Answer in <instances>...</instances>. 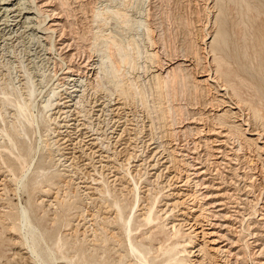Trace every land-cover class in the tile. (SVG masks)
Returning <instances> with one entry per match:
<instances>
[{
	"label": "bare ground",
	"instance_id": "1",
	"mask_svg": "<svg viewBox=\"0 0 264 264\" xmlns=\"http://www.w3.org/2000/svg\"><path fill=\"white\" fill-rule=\"evenodd\" d=\"M37 1L38 0H0V47L2 48V50L9 48L7 44L10 42V40L13 41L15 37H16L15 40L22 37L23 31L19 32L21 31L19 30L20 27L28 28L30 24L33 22V20L39 17L38 15L42 11V9L40 8L41 7L40 4H43V5L49 4V0H46V1L44 0L43 3L41 2L39 4ZM109 1H108L109 3L106 4L104 7H102L99 10H96L97 12L94 10L95 17L97 16L99 17L102 15V17H100L99 19L94 18V20L98 21L100 26L103 24H106L109 18L110 19L113 18L114 22L116 23H118L119 21L123 23H127L128 21L127 20V16H128L127 4L125 2L123 3L118 2L119 4L117 2L114 3L115 2L114 0H109ZM233 1L234 0H217L214 6H216L218 2L233 3ZM258 1L260 2V0ZM240 2L245 8V10L244 9L242 10L245 12L242 14V12L240 11L241 12L240 14L244 15V17L246 16V18L249 17V15L251 16L250 19L253 18L252 15L249 14L250 11L252 10L251 6L254 5L252 0H241ZM122 5L123 6L125 5V6L123 7ZM254 7H255V10L259 14H262L261 13L262 11L259 9V7L263 9L262 6L258 7L257 5H254ZM54 12L55 10H53V13ZM33 14L34 15L38 14V15L37 17H34ZM51 15L49 14L50 17ZM56 15L57 14H55L54 16ZM46 17L47 16H45L44 18ZM261 18L263 19V17ZM216 20L215 22H217ZM239 20H244V19L239 18ZM40 21H42V19ZM60 21L61 20H54V21L52 20L51 22L49 21L50 25H48L49 26L48 28L51 29V31L56 30L58 26L60 27L61 25L62 21L61 22ZM243 22L245 26L249 25L245 22V20ZM262 22H264V20ZM239 24H240V21H239ZM18 25H20V27L15 29V27H17ZM40 25L41 23H39L37 27L42 28ZM31 26L33 27V25ZM147 29H149V27H147ZM151 30L155 31L154 29H151ZM262 30H264L263 27H262ZM223 32L217 31L215 35L213 34L214 37L210 41L211 43L210 48L207 51L202 49L203 52H206V55H201L200 52L196 51L198 49L195 46L194 48H196L195 50L196 52L195 51L185 52L182 55L167 53L168 55L161 56L162 54L160 55L159 53L160 51L156 46L153 50L151 57L149 56L151 53H148L149 54L148 56H149V59H151L152 56L156 57V60L155 61L153 60L154 62L152 60L151 61L152 63H155V66L157 67V69L155 70H157L158 72L154 73V80L156 81V83L155 82L154 83L156 84L158 88H162L163 90L166 88L167 90L170 86L175 87V85L177 84L187 86L189 84L187 82V79L188 77H191L193 81L192 85L194 87L195 92L197 93L198 91L199 93L204 92L206 93L207 96H209L208 100L206 99L203 101V103L200 102L198 104L200 105L206 104L207 111L208 109L209 111L215 110L214 112L211 113L212 117H209L210 118L209 119L208 116L203 117V114L206 111H201L202 109L199 110L201 107L200 105H198V107L200 108L198 109L197 112H189L188 113L189 116L187 115L188 117L180 116V119L178 120V122H176L174 120L175 116H173L174 115L173 107L170 106L169 113L171 117L173 118L171 120L174 121L173 122L174 124L177 123V125L175 126L176 128L173 129V134L171 133V136L173 139L172 141H174V143L177 144V146L175 145L176 147L183 149V150L184 149L189 150L192 153H196V156H193L192 154L190 155L186 152L185 153L179 152L178 154H181L183 156L187 155L188 158L191 157L192 160H195V163H199L197 165H194L190 161L186 160V162L189 165V166L187 165V167H189L188 170L201 168L202 166H204L205 162H210L211 164L215 166L216 170H221L219 169V167L220 165L222 166V163L225 162L224 159H230L228 162L230 161L234 162L235 161L234 159H239L236 154L241 150L244 151V149H245V152L244 153L242 152V153L246 160L250 162L254 159V157H256L257 161L260 162V167L258 168L256 172H258L257 176L259 175V179L261 180L258 183V185H254V187L252 188L253 192L251 193L253 195L255 206L252 212H250L249 216L247 215V217H245V215H243L240 212V210H237V209L233 210L234 213H237L238 215H241L242 217L238 218V216L235 214L234 218L232 219H234L235 222L236 221L240 222L239 231L244 230L245 226L243 224V221L250 220L249 217L262 220L263 222L262 221L261 222H262L263 227L261 228L264 229V106L260 108H255V106L252 107L253 109L255 108L253 111L254 112L253 115L250 112L253 109L250 108L251 109L250 111L249 110L245 111V108H243L242 106L243 104H245V102L243 101L244 99L242 100L241 97L238 96L239 94L238 91L234 89L235 85L232 86L233 84H231L230 81L223 80V77H222L223 74L230 72L231 68H234L235 70V66L233 65V63H234V57H237L232 54L233 52H230L231 54H227L225 53L224 48L222 49V47L226 45L225 41H222L223 42L222 44L219 42V39L223 38L224 36ZM248 37L252 38L251 34ZM109 38H110V41L108 42V47L110 50L107 54L99 53V52H102L101 51L102 48H98V49L96 48L95 50V51H98L99 53L98 67L94 65L95 61H93L92 59H89L86 61L84 59L82 61L84 64L81 67H84L85 69H89L90 74H91V71H93L92 72L93 74H94V71L99 73L98 79L96 78L98 80V84L92 87L94 88V92L90 97H87V93H86L87 83L80 81L79 76L78 77L76 75L73 77L68 76L66 81L64 82V85L66 86L63 89V91L64 90L65 91L62 92L60 96H58V98L55 99V102L50 99H52L51 97H54L53 95H55L57 91L56 92L54 91L55 92L54 94L52 91V93L49 94V97H47L42 102V106H41L42 110L38 111V113L36 114L33 111L35 108L33 106L36 105L34 104L36 103L34 102L35 101L34 95L36 92L35 84L33 83V80L29 76L30 74L27 70L24 71L23 73L24 77L22 78L23 88L25 89L23 91L21 90L22 88L20 89L21 90L20 91L18 89H15L12 86L10 87V82L1 81L0 79V117L3 119L2 124L0 123V135H1L0 141H2L3 139V141L0 142V176L3 175V178H1L0 180V185H2L0 186V189H1V192H0V242H6V241L7 242L8 241L9 242H20L21 245H24V247L27 248L26 252H29V255L27 258H24L23 255H19L18 260H23V264H32V263L33 264H128L129 262H130L129 264H186V261L191 260L190 258H187L186 256H184L185 253H183V252H188L187 251L188 248H186L185 245L184 247L182 246L183 247L182 249L179 248L180 247L179 245L181 244V240L180 241L176 240L170 245L159 243L161 245L156 246V242L159 240L160 233L166 231L165 227L164 228L162 227L160 229L157 228L159 227L158 225L160 224L162 225V222L157 220V217L160 215L159 212L157 213L154 211L155 206H156L155 203H157L156 199L158 198L154 197L155 199H153L152 202L150 201V205L148 204L149 206L145 207V210L143 212H141L138 215H135L136 210L140 209V204L142 203L140 202L141 197H138L139 192H137V190L139 186H138V181L136 180H134L135 184L133 188L137 192L136 195L134 196L136 199L133 201L134 203L130 206V210L128 211V213L126 212V208H125L126 206L118 205L117 202L119 201H116V199L102 198L104 199L103 201H101L100 203H95V206H97L96 209L95 208L90 209L88 206V207H83L80 211L77 212V215H78V218H80V221H78L76 225L73 227L74 233H73V237L71 240H68L67 238H62L61 236L60 229L65 222V217L67 216L69 217L72 214L74 215L75 202L74 200L67 201V202L66 200L65 201L60 200V197H59V193H60L59 191L61 190L60 183L66 182L65 179H60V178L55 179V175L48 176L46 175L44 171L45 170L44 162L42 161V158L39 157L40 155L42 156L43 153L41 152V148L42 146L44 147L45 145L44 143V145L40 146V144L38 143V141L40 140L39 136L41 134L40 124L41 125L43 124V126L46 128V130L44 131H48L49 135H50L49 131L51 130H52L51 132L53 133L57 132L56 133L57 139L54 136L55 142H57L55 144H58L56 147L57 149L55 151H57L58 154L60 153V155L63 156V160H64L63 165H65L64 167H66L67 170L70 167H72L70 172H73L74 174L78 175L77 178L80 179V182L86 181L89 177L90 171L89 172L86 171L84 174L78 173L79 168L81 167L84 168L83 166L85 163L92 164L93 166V164H96L95 162L101 163L104 160L107 161L110 159L111 160L116 159L117 161L119 159L118 158L119 155L122 154V152H124L125 150H127L126 147H130L133 143H134L133 149L134 147L139 146L135 144V142H137L138 139H140L139 136H141V139L138 141V143L142 142L141 146H143V150H142L143 152L145 151L147 147L149 148L148 151L152 149L155 150V156L159 154L158 156L159 159H157V162L155 164L160 162V158L162 159L164 155L163 157H160V156L167 149V147H165V145L163 144L164 140L159 141L157 138L158 136L157 137L155 136L156 133L154 134L152 132L153 129L151 130L152 133L148 131L149 133L145 132L144 135H138L137 131L136 132L132 131V130L137 129L136 128L137 124L134 123V120H136V118L134 119V117H131L132 114H133L132 116H134L135 114L134 112H132L133 110H127L128 94H129L128 91L132 88L133 89L132 94L136 96L138 95V97H140L139 94L142 95L140 98L141 105H142V102L145 103L144 96H143V93L145 91L142 93L141 90L140 91L137 90V87L139 88V86L135 88L134 83H133L135 81L131 80L130 78L128 79H130L131 82L127 81L128 82L127 83L125 81L126 83H124L123 78L125 77L120 78L119 72L121 73V70H123L122 69L123 66H128V68L130 66L133 69L137 67L136 60H137V55L140 54V50L138 46L133 47L132 43L124 44L123 41L120 38H117L114 34L113 35L109 34ZM238 38L242 39L244 37L242 38L238 37ZM150 39L152 40L151 44L153 42V44L156 45L155 39L153 37L152 38L150 37ZM247 39L245 40L247 41ZM252 39H253L252 41H254V37ZM241 42H243L244 44V41H241ZM70 44L68 43V47L70 46ZM243 44H241L242 47H243ZM253 44L254 43H252L251 45ZM247 46L248 45H246V47ZM263 47L264 46H262V48ZM135 48H137L136 51H134ZM256 49L257 50L255 52V58L257 59L258 65L263 67L264 58L260 59V57H262L261 55L264 53V48L262 50H259V48L256 47ZM241 51H239V54ZM247 54L248 52L247 50H245L243 55L247 56ZM210 56H213L212 60L208 59V57ZM239 56H242V55H239ZM247 58H245V62H247L246 61ZM251 59L252 58H250L249 60ZM249 60H248L249 63L252 62ZM241 62L244 63V61H239V63ZM244 64L243 66L245 67ZM253 64L254 66L256 65L255 63ZM152 65L153 64H151V66ZM225 65H227L228 67L224 68ZM251 66L249 67L252 68ZM239 67L241 66L239 65ZM244 67H241V68H243L244 71L246 72ZM247 67L248 66H246V68ZM258 67H257V70L261 72V70L258 69ZM254 69L256 70V68ZM261 69L263 70L264 68H261ZM79 70L80 68L75 69L74 66L71 65L68 67V70L66 72H72V74L81 75L83 71H79ZM81 70H83V68ZM250 70H247V72L249 71L250 73ZM251 71H254V70H251ZM0 74L2 75L1 71H0ZM236 74L234 76H236ZM239 75L240 74H238L237 78H239ZM234 76L232 75V77ZM240 77H243V76H240ZM249 82L254 83L252 81H249ZM258 83H259V86H262L260 85V82ZM106 84H109V86H112L113 88L109 89V87H107ZM124 84L125 85L128 84V85L126 87H123ZM241 84L242 83H240L239 85ZM241 86H244V85H241ZM262 88H264V86ZM249 91H251V89ZM157 92H159V90ZM263 92L264 91L262 90V94ZM161 93L162 92H160V95ZM76 97H78L77 100H75ZM84 102H85V105H83L82 108H80V105H82V103ZM134 103L136 104V102ZM55 104L56 106L54 107ZM145 105L147 107L149 106L147 105V102ZM86 106H89L90 108L88 109L86 108ZM225 106H228V107L225 108ZM132 107H136V106H132ZM249 107L250 106H248L247 109H249ZM51 109H55L53 113H55L56 115H54V117H53V113L49 114V111ZM44 110H46V112ZM220 110H223V111L221 113H216V111L220 112ZM94 111L96 113H94ZM151 111L147 112V114H149L147 116H149L148 118H151L150 119L152 121L151 124H153L154 121L151 115ZM163 111L161 110V112ZM152 113L154 112L152 111ZM164 113L165 112H163V114ZM95 114L97 115L95 119L97 118L99 119L97 127L93 125L94 124L93 121H90V120L87 121V118L91 119L93 118ZM163 114L161 113V115ZM254 114L257 116L255 117V120L252 119ZM164 115L162 116L163 118L167 116V114L165 116ZM250 115H252V117ZM40 116H41L42 122L40 121ZM58 117L59 119L61 118L60 121L58 120ZM101 117L103 118L100 119ZM165 118H168V117H165ZM257 118H259L258 120L261 121L260 123L259 121L258 122L256 121ZM44 120H46L48 123H50L49 121L51 122L54 121L55 124L57 125V127L55 128H58V130L56 131L54 127H53L54 129L50 128L51 127L50 124H47V122L46 121L44 122ZM61 122L63 124H61ZM138 122H141V121H138ZM191 123H198L201 125L191 126ZM130 124L132 125L136 124V125L135 127H129ZM152 127H149V128H152ZM38 131L40 133V134L39 133L37 134L39 135L38 136L39 138L37 139L34 138L35 140H37V142H34L35 140H33V142L32 141L26 142L28 141L29 137H31V133L36 134ZM182 131L184 132L182 134H186V133H194V135L196 134V137H194L192 140L189 138L191 140L190 143H193L192 146H190V143H189L190 140L188 141L186 139L183 141L184 143L181 141L182 138L180 140V134H181L180 132ZM140 132L142 133L141 130ZM104 134L106 135L105 138H107V141L104 139L101 140V138L103 137L100 135H104ZM45 135L46 134H44V136ZM49 135L47 136L49 137ZM206 135H209V136H206ZM34 136L36 137V135ZM159 137L161 139L162 136H159ZM200 141L201 142L203 141L204 144L206 145L207 152L203 151L204 153H199L197 151L198 147L200 148V143H201ZM48 143L49 141L47 142V144ZM118 147H121L120 148L121 150H118ZM43 149L44 148H42V150ZM76 151L77 152L80 151V153L77 154ZM174 151L176 152V150ZM53 154L55 155V153ZM231 154H234L236 156L234 157L230 156ZM112 155L114 156V158L112 157ZM125 155H126L125 159L127 160V163H129L131 158L133 159V161L136 159L137 152L129 151ZM251 155H253L254 157H252ZM106 157H108L109 159H105ZM84 159H89L90 162L89 161L85 162L83 166H81L80 164V166L78 167L77 165L81 161H84ZM139 164H142V162ZM102 167L103 168L106 167V164H103ZM153 167H155L154 164H153ZM107 168H111V167L109 166ZM146 172L147 171H145V173ZM206 172L209 173V171H207V168L206 169L203 168V169L193 171V172L189 171V173H187V177H185L186 180L185 181L183 180L184 182H182L181 185H191L193 183L192 185H195L194 187L196 188L205 187L207 185V184H204L205 181H203L205 179V176H203L202 178L200 176L204 173L206 174ZM113 175L115 174H112V176ZM257 176H254V174L252 175L249 174L248 177L251 180H254V179H257ZM70 179L71 180L73 179L72 176L70 177ZM92 179L96 180L97 178L92 177ZM132 179H134L133 175H132ZM87 187H90V186H87ZM52 188H56V191L55 189L54 191H55V194L56 193L57 194L55 195V199L50 200L49 205H52V208L49 209L47 205L44 203L45 199L41 198L43 197L41 195L43 194L44 191L49 192ZM147 189H151V188L149 187ZM106 190L107 189L101 190V193L106 194L105 193ZM196 192H198V189L193 191L194 194H196ZM12 194H15L17 197H19L20 201L14 202V199L11 197ZM86 194H88V192H86ZM202 194H203L202 196H204L203 198L207 196V194L203 192ZM22 195L26 197L25 202L23 201ZM89 196H90L89 199L94 198V197H91L92 196L91 194ZM54 200H58V202H53ZM93 201H95V198L93 199ZM227 202H230V201L228 200ZM224 203H222L221 201H218L217 203L215 202V204L217 205L219 204L224 205ZM209 204H210L209 206L211 207L212 206L217 207V205H215L214 202L212 203L209 202ZM222 208L224 207H220L219 209H222ZM194 209L197 210V208L195 207ZM194 209L192 208V210ZM50 210H52L51 213H50ZM216 210L207 211V208L204 207L203 204H202V207L199 209V211H201L200 212L201 214L202 213L204 214L207 211L208 216L210 213L212 218H219L220 215L223 216V218H226L225 216L229 215V218H230L233 215L231 214V212H229V214L226 212L224 214H221V213L217 214L219 210L218 211ZM113 213H115L114 216H112ZM139 216L142 217L141 221H137V218L139 220ZM49 220L53 223L51 227H47L46 225L47 223H45L46 221H49ZM66 221L68 222L69 220H66ZM81 221H83L82 227L80 226V224L82 223ZM211 221L212 220H209L208 223L212 225H217L216 223H213ZM176 225L173 224L171 227L175 228ZM83 226L84 227L86 226V227L83 229ZM174 228H173L172 233L174 234L175 237H177L181 231L180 229L174 230ZM252 228H256V225H251V223L248 222L247 223V234L250 235L251 237L258 236L257 232L251 230ZM169 231L170 230H168V232ZM182 232H185V231L183 230ZM206 233L203 232V234H206ZM7 234H10V236H8ZM169 236L171 235L169 234ZM248 238L245 239L244 242H246L247 245H250L251 243L249 242H254V241H249ZM166 240L167 239H165L164 241ZM188 241H184V243ZM218 241L219 240L217 239L211 240V242H218ZM233 241L235 242L236 240H233ZM231 244H235V243H231ZM220 246H218L217 249L218 248L220 249ZM252 248L254 247L252 246ZM202 250L203 252L206 251L203 248V246L202 247L200 246L199 251H202ZM224 250L228 251L227 252L228 255H233L234 257L237 256V258L239 256V253L237 252H232V250H228L227 248H224ZM189 252H192V250L189 249ZM3 256L4 255H0V262ZM201 256H203V253ZM158 258L160 259L158 260ZM203 258L205 257L203 256ZM260 259L257 260V263L264 264V260L261 261ZM201 261L202 259L196 262H198V264H203L201 263ZM11 262H12V259H6L5 263H11Z\"/></svg>",
	"mask_w": 264,
	"mask_h": 264
},
{
	"label": "rangeland",
	"instance_id": "2",
	"mask_svg": "<svg viewBox=\"0 0 264 264\" xmlns=\"http://www.w3.org/2000/svg\"><path fill=\"white\" fill-rule=\"evenodd\" d=\"M43 1L44 0H38L37 2L39 4L41 2L43 3ZM108 1L109 0H51V1L49 0V4H47V5L40 4L41 5L40 8L42 9V11H41L42 14L41 13L40 14L38 13L39 15L33 14L34 17H37V15L39 17L35 18L28 28L20 27V25L15 27V29L20 27L19 30H21V31H19V32L23 31L22 37H20L19 39H16V40H15V38H16L15 37L13 39V41H11V40H10V42L8 41L9 42L7 44L9 47L8 49L2 50V48L0 47V71L2 72V75L0 74L1 75L0 76L1 81H8V82H10V87L12 86L18 90H20L22 88L21 90L23 91L25 89L23 88L22 78L24 77V75H23L24 71L27 70L30 74L29 76L33 80V83L35 84V91L36 92L34 95V99H35L34 102H36V103H34V104H36V105L33 106V107H35L33 111L36 114L38 113V111L42 110L41 109L42 102L47 97H49V94H51L52 91H53V94L57 91L55 93V95H53L54 97H51L52 99H50V100H53L54 102H55V99L58 98V96H60V94L62 92L65 91V90L63 91V89L66 86V85H64V82L66 81L68 76H71V77H73L75 75L77 77L79 76L80 81L87 83V91H86L87 97H90L93 94L94 88H92V87L94 85L98 84L97 79H98L99 73L94 71V74H93L92 73L93 71H91V74H90L89 69H85L84 67H81L84 64L82 61L84 59H85V61L92 59L93 61H95L94 65H96L98 67L99 53L107 54L110 50L108 47V42L110 41L109 34H112V35L114 34L117 38H120L124 44L125 43H132L133 47L138 46L139 50H140V54L139 55L136 54L137 55V60H136L137 67L135 69H133L130 66H129V68H128V66H123V68H122L123 70H121V73L119 72V74H120V78H123V77L126 78V79L123 78L124 83H126L127 81L131 82V80H133V81H135V82L132 81L134 83L135 88L137 86H139V88L137 87V90H139V91L141 90L142 93L145 91L143 93L145 103L142 102V105H141V99H140L142 95L139 94L140 97H138V95L136 96V95L132 94V92H133L132 88L129 90L130 92L128 91L129 94H128V104H127L128 108H127V110H133L132 112L135 113L134 116H132L133 114L131 115V117H134V119L136 118V120H134V123L137 124V125L135 124L137 129L132 130L133 132L137 131L138 135H144L145 132H147V133L153 132L154 134L156 133L155 136L156 137L158 136L157 138L159 141L164 140L163 144L165 145V147H167V149H166L167 151L165 150L163 152V154L160 156V157H163V155H164L165 158L164 157L162 159L160 158L159 163L155 164L157 162V159H159L158 158L159 154H157V156H155V150L154 149L148 151L149 148L146 147L145 151L144 152L142 151L143 150V146H141L142 142L138 143V141L141 139V136H139L140 139H138V141L135 142V144H137L139 146L134 147V149H133V146H134V143H133L131 145L132 147L130 146L131 148L126 147L127 150H125L124 152H122V154L119 155V157H118L119 159L117 161H116V159L115 160L110 159L107 161L104 160L101 163L95 162L96 164H93V166H92V164H86L85 163L88 161L90 162L89 159H84V161H81L77 165L78 167L80 166V164H81V166H83L84 163L85 164L83 166L84 168H82V167H81L82 169L79 168L78 173L84 174L86 171L87 172L90 171V172H89L88 179L86 181L80 182V179L77 178L78 175L74 174L73 172H70L72 167H70L69 168L70 170L68 169L69 170L68 171L66 169V167H64L65 165H63V163H64L63 156H61L60 153L58 154L57 151H55L57 149L56 147L58 145V144H55V143H57V142H55V137H56L57 132H54L55 133L54 134L53 132H51L52 131L51 130V131H49L50 132V135H49L48 131H44V130H46V128L43 126V124L42 125L40 124L41 134L39 133V131L36 134L31 133V137H29L28 141H26V142H31V141L33 142V140H35L34 138L37 139L40 137L39 138L40 140L38 139L40 141V142L38 141L40 146L44 145V143H45L44 147L42 146V148H44V149L42 150V148H41V152L43 154L40 153V154H42V156L40 155L39 157H41L42 161L44 162V166H45L44 171H45L46 175H48V176L55 175V179H58V178L65 179L66 182L60 183V187H61V190L59 191L60 192L59 193L60 200H64V201L66 200V202L74 200V202H75V204H74L75 205L74 215L72 214L69 217L68 216L65 217V222L60 229L62 238H67L68 240L72 239L73 233H74L73 227L76 225V223L78 221H80V218H78L77 212L80 211L83 207L89 206L90 209H94V208L96 209L97 206H95V203H100L105 198L116 199V201H119V202H117L118 205L126 206L125 207L126 212L128 213V211L130 210V206L134 203L133 201L136 199L134 196L136 195L137 192H139L138 197H141L140 202H142L140 204L141 210L137 209L138 211L136 210L135 215H138L141 212H143L145 210V207L150 205V201L152 202L153 199L158 198V199H156L157 203H155L156 206H155L154 211L157 213L159 212L160 215L158 216V214H157V216H158L157 220L161 221L162 225L161 224L158 225L159 227H157V228L160 229L162 227L163 228L165 227L166 231L160 233V237H159V240L157 241L158 243L156 242V246H159L162 243L165 245H170L176 240L177 241L181 240V244L179 245L180 246L179 248L182 249L185 245L186 248H188L187 249L188 252H183V253H185L184 256L191 259V260L186 261V264H198V262H196V261L201 260V259H202L201 263H203V264H234V262H235V264H259V263H257L258 259L261 258L260 259L261 261L264 260V229L261 228V227H263L262 226L263 221L260 219H257V218L249 217L250 220H244L243 221V224L245 226L244 230L239 231L240 222H237V221L235 222V220L232 218H234L235 214L238 216V218L242 217L241 215L234 213L233 210H235V209L240 210V212L243 215H245V217H247V215L249 216L250 212H252L255 205H254L253 195L251 193L253 192L252 188L254 187V185H258V183L261 180V179H259V175L257 176L258 172H256L258 170V168L260 167V162L257 161L256 157H254L253 155H251L252 157H254V159L252 161L249 162L248 160H246L245 157L243 156V153L245 152V149H244V151L241 150L236 154L239 159H234L235 160L234 162L233 161L228 162L230 159H224L225 162L222 163V166L220 165V167H219V169H221V170H216L215 166L213 164H211L210 162L204 163V166H202V167L205 169L207 168V171H209V173L206 172L207 175L204 173L200 177L202 178L203 176H205V179L203 181H205L204 184H207L208 186L206 185L205 187H202V188H196V187H194L195 185H192L193 183L191 185H181V183L186 180L185 177H187V173H189V171L193 172V171H197V170H200L203 168L201 167L198 169H189L188 170L189 167H187L188 163L186 162V160L190 161L194 165H197L199 163H195V160H192L191 157L188 158L187 155H184L185 156L184 157L183 155L178 154L179 152L180 153L186 152L190 155L192 154L193 156H196V153H192L189 150H185V149L183 150V149L176 147L177 144H175L174 141H172L173 139H172L171 133L173 134V129L176 128L175 126L177 125V123L174 124L173 123L174 121L171 120L173 118L171 117V115L169 113L170 106L173 107V110H174L173 116H175L174 120L176 122H178V120L180 119V116L188 117L189 112H197L200 107L201 108L199 110L202 109L201 111H206L203 114V117H207V116H208V118L212 117L211 113L214 112L215 110L209 111V109H208V111H207L206 104H202V105L198 104L200 102L203 103V101L206 99L208 100L209 96H207L206 93H204V92H202V93H199V91H198V93L195 92L194 87L192 85L193 81H192L191 77H188L189 80L187 79V82L189 83L187 86L186 85L183 86L181 84H177V85H175V87L170 86L171 88L169 87L170 89L169 88L167 89L169 92L166 90V88L164 89L166 91H164L162 88H158L155 84L156 81L154 80V73H156L158 71L155 70V69H157V67L155 66V63H152L153 60L154 61L156 60V57L152 56V58L149 59V56L151 57L153 50L156 46L160 51L159 52L160 55L162 54L161 56H166L169 53L182 55L185 52H194L196 50V48L198 49L196 51L200 52L201 55H206V52H203V50L207 51L210 48V45H211L210 41L212 40V38L214 37L216 32L217 31H220V32L225 31V32H223V34H224L223 38L219 39V42L221 44L223 43L222 41H225L226 45H227V46L225 45L224 47H222V49L224 48V51L227 54H231L230 52H233L232 54L234 56H237V57H234V63H233V65L235 66V70H234V68H231L230 69L231 71L229 70L230 72L223 74V76H222L223 80L230 81V83L233 84L232 86L235 85L234 89L238 91V93H239L238 96L241 97L242 100L244 99L243 101L245 102V104H243L242 106H243V108H245V111H248V110L250 111L251 109H253L252 107H254V106H255V108H260V107L264 106V100H263L264 99V92L262 94V90L264 91V88H262L264 86L263 85L264 84V75H263L264 69L263 70L261 69V68H264V65H263V67L258 65L257 59L255 58V52L257 50L256 47H258L259 50H262L264 48V47L262 48V46H264V32H263L264 30H262V27L264 29V25H263L264 22H262L264 20V10H263L264 9V0H260V2L258 0H252L254 5H257L258 7L262 6L263 9L261 7H259V9L262 11L261 12L262 14H259L255 10L254 5H252L251 6L252 10L249 13L253 17L251 19H250V17H251L250 15H249V17H247L248 19L246 18V16L244 17V15H242L245 12L242 10L243 9L245 10V8L241 4V2H240L241 0H236V1L234 0L233 3L218 2V4L216 6H214V5L216 4L217 0H114L115 1L114 3L125 2L127 4V6H128V10H127V12H128L127 20L128 21H127V23H123L121 21L116 23V22H114L113 18H111V19L109 18L107 20L108 22L106 24H103L100 26L99 22L94 20V18L99 19L100 17H102V15L99 17L98 16L95 17L94 10L96 11V10L101 9L102 7H104L106 4H108L110 2V1L109 2ZM237 1H239V2H237ZM52 9L55 10L54 13H53ZM51 10H52V12H51ZM240 11L242 12V14H240L241 13ZM52 13L54 15L55 14H57V15L54 16ZM49 14L53 15V16L51 15L52 18L49 16ZM239 14H240V16H239ZM41 15H43V16H41ZM45 16H47L46 17L47 19L44 18ZM241 17L251 27L249 25L245 26V24L243 22L244 20H239V18L242 19ZM261 17H263V19ZM41 19H42V21H40ZM254 19L256 22L254 21ZM52 20L53 21L54 20H61L63 22V24L60 21L61 22L60 27L58 26V28L56 30L51 31V29L48 28L49 27L48 25H50V22ZM215 20L217 22H215ZM239 21H240V24H239ZM42 22H44V23H42ZM39 23H41L40 26L42 28L37 27V25ZM43 24H44V26H43ZM31 25H33V27ZM147 27H149V29H147ZM248 27H250L251 29ZM224 28H225V30H224ZM151 29H154L155 31H153ZM59 32L61 33V35ZM244 32L246 35L244 34ZM206 33H208L209 35ZM250 34H251L252 38L254 37V41H252L253 39L251 37H248V36H250ZM258 34H260V35H258ZM148 37H149V39H148ZM150 37L151 38L153 37L155 39L156 45H154L153 42L151 44L152 40L150 39ZM238 37H241V38L244 37V38L240 39ZM245 39H247V41ZM241 41H244V44ZM192 42H193L194 46H193ZM249 42L251 44L252 43H254V44L251 45ZM68 43L69 44L71 43L72 45L70 44V46L68 47ZM220 43H218V44H220ZM239 43H240V45H239ZM241 44H243L244 49H243ZM255 44H256V46H255ZM246 45H248V46L246 47ZM84 46H85V48H84ZM195 46H196V48H194ZM96 48L97 49L102 48V50H101L102 52L98 53V51H95ZM250 48H251V50H250ZM136 49L137 48H135L134 51H136ZM230 50H232V51H230ZM245 50H247V52H248L247 56L243 55ZM239 51H241L240 54H239ZM237 52H238V54H237ZM148 53H151V54L149 55ZM263 54L261 55L262 57H260V59L264 58ZM239 55H242L244 57L239 56ZM240 57H242V58H240ZM212 58H213V56L208 57V59H210V60H212ZM245 58H247L246 59L247 62H245ZM250 58L254 59L255 61L252 59L249 60ZM238 59H239V61H244L245 64L243 62L239 63ZM248 60L252 61V62H250L252 66L250 65ZM236 62L238 65L236 64ZM253 63H255L256 65L254 66ZM151 64H153L154 67H153V65L151 66ZM243 64L245 65V67L243 66ZM71 65L74 66L75 69L80 68L79 71H83L81 73V75L72 74V72H66L68 70V67ZM239 65L241 67H244L246 72L244 71L243 68L239 67ZM225 66H224V68L228 67L227 65H225ZM246 66H248V67L246 68ZM249 66H251L252 68H250ZM66 67H67V69H66ZM257 67H258V69L261 70L262 73L259 70H257ZM82 68H83V70H81ZM249 68L251 70H254V71H251ZM254 68H256V70ZM232 70H234V71H232ZM247 70H250V73H249V71L247 72ZM152 74H153V76H152ZM235 74H236V76H234ZM238 74H240L239 78L240 79L242 78L243 81H242V79L240 80L239 78H237ZM232 75L234 77H232ZM240 76H243V77H240ZM128 78H130L131 80ZM231 80H232V82H231ZM245 81H246V83H245ZM249 81H252L254 83H251ZM258 82H260V85H262V86H259ZM240 83H242L241 85H244V86L239 85ZM127 85L124 84L123 87H126ZM106 86L109 87V89L113 88L112 86H109V84H106ZM256 86L257 87L259 86V87L257 88ZM249 88L251 89V91H249L250 90ZM256 88L258 91L256 90ZM157 89L159 90V92H157L158 91ZM161 89H162V91H161ZM160 92H162L161 95H160ZM167 93H169V94H167ZM134 96H135V98L136 97H138V98L135 99ZM257 96H259V97H257ZM170 97H172V98H170ZM77 99H78V97L75 98V100H77ZM136 100H138V101H136ZM134 102H136V104ZM146 102H147V105H149L148 107L145 105ZM247 104H248V106H250L249 109H247L248 108ZM83 105H85V102L82 103V105H80V108H82ZM198 105H200V107H198ZM55 106H56V104L54 105V107ZM132 106H136V107H132ZM226 107H228V106H225V108ZM86 108L89 109L90 107L86 106ZM134 108L136 109V111L138 110L139 112L137 111L138 112L137 113ZM254 109L250 111L252 115L254 113L253 112ZM146 110H148V111L152 110L154 112V113H152V111H151V115H152L153 121H154L153 124H151L152 123V121L150 120L151 118H148L149 116H147V115H149V114H147L148 111H146ZM161 110L162 111L164 110L163 112H165L164 114L165 115L167 114V116H165L163 114V112H161ZM223 110H220V112L216 111V113H221ZM44 111L46 112V110H44ZM54 111H55V109H51L49 111V114H52ZM166 111H167V113H166ZM94 113H96V112L94 111ZM161 113L165 117H168V118H165V117L163 118L162 117L163 115H161ZM54 115H56V114L53 113V117H54ZM58 115H59V113H58ZM135 115H136V117H135ZM168 115H170V116H168ZM252 115H250V116L252 117ZM95 117H97L96 114L91 119L87 118V121L88 120L93 121L94 122L93 125L95 127H97L99 119L98 118L95 119ZM253 117H252V119L255 120V117H257V116L254 114ZM102 118L103 117H101L100 119H102ZM137 119H139V120H137ZM258 119L259 118H257L256 121L257 122L259 121V123H260L261 121ZM46 120H44V122ZM58 120L60 121L61 118L59 119V117H58ZM40 121H41V116H40ZM138 121H141V122H138ZM2 122H3V119L0 117V123L2 124ZM49 122L50 123L47 122V124H50V126H51L50 128L54 129L55 127H57V125L55 124L54 121H52V122L49 121ZM61 124H63V123L61 122ZM135 125L130 124L129 127H135ZM195 125H201V124L191 123V126H195ZM148 126L149 127L153 126V127L149 128ZM55 129H56V131L58 130V128H55ZM139 129L142 131V133L140 132ZM179 129H180V127H179ZM151 130H152V132H151ZM101 131H102V129H101ZM38 133L40 134V136L37 135ZM43 133L46 135L44 136ZM180 133H181L180 134V140L182 138V140H181L182 142L186 139L189 141L190 139L192 140L194 137H196V134L194 135V133L182 134V133H184L183 131ZM34 135H36V137ZM41 135H43V136H41ZM47 135H49V137ZM167 135H169V136H167ZM60 136H62V135H60ZM60 136H58V137H60ZM100 136L103 137V138H101V140L104 139L107 141V138H105V136H106L105 134L100 135ZM159 136H162L161 139ZM206 136H209V135H206ZM42 137H44V138H42ZM203 138H205V137H203ZM212 138H210V139H212ZM56 139H57V137H56ZM0 140H1V137H0ZM191 140L189 141V143L191 142ZM197 140H199V139H197ZM2 141H3V139H2ZM2 141H0V142H2ZM44 141H46V142H44ZM48 141H49V143L47 144ZM34 142H37V140H35ZM105 144H106V142H105ZM192 145H193V143H190V146H192ZM51 146H52V148H51ZM54 147H55V149H54ZM50 148L53 150H51ZM95 148H97V147H95ZM120 148L121 147H118V150H121ZM174 150H176V152ZM206 150H207L206 145L202 141L200 143V148L198 147L197 151L199 153H204V152H207ZM129 151L130 152H134V151L137 152V156H136V159L134 161L131 158L129 163H127V160L125 159V157H126L125 154L128 153ZM53 153H55V155ZM79 153H80V151L77 152V154H79ZM108 153H110V152H108ZM175 154H177V155H175ZM236 155L231 154L230 156L234 157ZM120 156H121V158H120ZM176 156H177V158H176ZM52 157H54V158H52ZM112 157L114 158L113 155H112ZM82 158H84V157H82ZM105 159H109V158L106 157ZM165 159H166V161H165ZM182 160H183V162H182ZM141 162H142V164H139ZM103 164H106V167L103 168L102 167ZM135 164H137V165H135ZM153 164L155 167H153ZM109 166L111 168H107ZM222 167H223V169H222ZM237 167H239V168H237ZM75 169H77V168H75ZM145 171H147V172L145 173ZM72 173H73V175H72ZM112 174H115V175L112 176ZM249 174L250 175L254 174V176H257V179L251 180L248 177ZM132 175L134 176V179H132ZM246 175H248V176H246ZM71 176L73 178L72 180L70 179ZM92 177H95L97 179L94 180V179H92ZM114 177H116V178H114ZM192 177H193V175H192ZM1 178H3V175L0 176V180H1ZM177 178H178V180H177ZM134 180L138 181L139 188H138L137 192H136V190L133 189L134 184H135ZM0 186H2V185H0ZM87 186H90V187H87ZM149 187L151 189H147ZM54 189L56 191V188H52L49 192L44 191L43 194L41 195V196H43L41 198L45 199L44 203L47 205V207L49 209L52 208V205H49L50 200L55 199V195L57 194V193L55 194ZM105 189H107L105 192L106 194H102L101 190H105ZM197 189H198V192H196V194H197L196 195L193 193V191H195ZM134 191H135V193H134ZM0 192H1V189H0ZM86 192H88V194H86ZM202 192L207 194V196H205V198H203L204 196H202L203 195ZM217 192H219V193H217ZM220 193H221V195H220ZM90 194L92 195L91 197L95 198V201H93L94 198L89 199ZM209 195H210V197H209ZM11 197L14 199V202L20 201V198L17 197L15 194H12ZM22 197H23V201L25 202L26 197L23 195H22ZM102 198H104V199H102ZM248 198H250V199H248ZM228 200L230 202H227ZM218 201H221L222 203L225 202V203H224V205L223 204H219V205L215 204V202L217 203ZM53 202H58V200H54ZM209 202L210 203L214 202V204L217 205V207L216 206L215 207L209 206L210 205ZM202 204L204 205V207L207 208V211H215L216 209H218L219 211L216 210V211H218L217 214L218 213L224 214L225 212L229 214V212H231V214H233V215L230 218H229V215H226L225 216L226 218H223V216H221V215L219 218H212L210 213L208 216L207 211L204 213L205 215L203 213L202 214L200 213L201 211H199V209L202 207ZM136 206H135V208H136ZM199 206H200V208H199ZM142 207H143V209H142ZM156 207H157V209H156ZM194 207L197 208V210L194 209ZM220 207H224V208L219 209ZM192 208L194 210H192ZM6 210H8V209H6ZM51 212H52V210H50V213ZM114 214L115 213H113L112 216H114ZM160 216H161V218H160ZM141 219H142V217L139 216V220L137 218V221H141ZM66 220H69V221L67 222ZM209 220H212L211 222L216 223L217 225L209 224L208 223ZM81 222L82 223L80 224V226L82 227L83 221H81ZM248 222H250L251 225H256V228H252L251 230L257 232L258 236L251 237L250 235L247 234V223ZM45 223H47L46 224L47 227H51L53 225V223L50 220L46 221ZM260 223H261V225H260ZM171 224L172 225L177 224V225L174 228V227H171L172 226ZM166 226H167V228H166ZM178 226H179V228H178ZM85 227L83 226V229ZM173 228H174V230L180 229V231H181L179 233L180 235L178 234V236L175 237L174 234L172 233ZM168 230H170V231L168 232ZM183 230L185 232H182ZM203 232H205V233L207 232V233L203 234ZM168 233L171 236H169ZM7 235L10 236V234H7ZM247 238L249 239V241H254V242H249L251 244L247 245L246 242H244L245 239H247ZM163 239L164 240L167 239V240L164 241ZM213 239H217L219 241L218 242H211V240H213ZM233 240H236V241L234 242ZM184 241H188V242L184 243ZM159 243H161V244H159ZM189 243H190V245H189ZM231 243H235V244H231ZM186 244H188V245H186ZM202 244H204V245H202ZM200 246L201 247L203 246V248L206 250V251H204L205 253L203 252V250L199 251ZM214 246L216 247V249ZM218 246H220V249L219 248L217 249ZM252 246L254 248H252ZM224 248H227L228 250H232V252L239 253L238 258H237V256L234 257L233 255H228L227 254L228 251L224 250ZM0 249H1L0 255H4L3 258L1 259L0 264H23V260H18L19 255H23L24 258H27L29 255V252H26L27 248L24 247V245H21L20 242H9V241L8 242L7 241L6 242H0ZM189 249L192 250L193 253L189 252ZM196 249H198V250H196ZM16 251H17V253H16ZM201 252L203 253V256L205 258H203V256H201L202 255ZM19 253H21V254H19ZM189 254H190V256H189ZM6 259H12V262L11 263H5ZM159 259L160 258H158V260ZM237 259H238V261H237ZM260 264H263V263H260Z\"/></svg>",
	"mask_w": 264,
	"mask_h": 264
}]
</instances>
